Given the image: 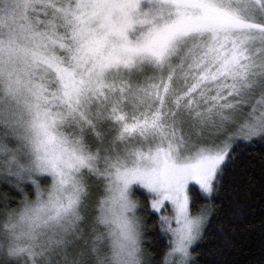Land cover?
<instances>
[{"label":"snow or ice","instance_id":"obj_1","mask_svg":"<svg viewBox=\"0 0 264 264\" xmlns=\"http://www.w3.org/2000/svg\"><path fill=\"white\" fill-rule=\"evenodd\" d=\"M254 142L264 0H0V181L35 188L0 222L6 261L145 264L142 192L161 264H193Z\"/></svg>","mask_w":264,"mask_h":264},{"label":"trees","instance_id":"obj_2","mask_svg":"<svg viewBox=\"0 0 264 264\" xmlns=\"http://www.w3.org/2000/svg\"><path fill=\"white\" fill-rule=\"evenodd\" d=\"M238 156L229 167L220 197L214 198L216 210L205 229L203 242L195 245L193 264H264V142L240 145ZM42 187L47 184L40 178ZM0 181V222L7 213L16 210L24 198L33 199L35 188L31 183ZM140 202L141 217L146 232L143 249L146 264H161L168 242L160 234L158 218L151 214L150 201L142 192L134 193ZM195 209L208 207L197 186H190ZM223 228V231L220 229ZM0 264H16L0 256Z\"/></svg>","mask_w":264,"mask_h":264},{"label":"rangeland","instance_id":"obj_3","mask_svg":"<svg viewBox=\"0 0 264 264\" xmlns=\"http://www.w3.org/2000/svg\"><path fill=\"white\" fill-rule=\"evenodd\" d=\"M9 143H10V146H11V147H15V142H14V141H10ZM41 178H42V177H41ZM39 179H40V178H39ZM50 183H51V180L49 179L48 182H47V184L44 185L43 187H42V185H41V187L46 189V188L48 187V184H50ZM134 199H136L135 195H134ZM136 200H137V199H136ZM137 202L140 204V202H139L138 200H137ZM141 207H142V206H141ZM205 207H207V205H204V206H203V208H205ZM149 209H150V207H149ZM168 214H171V213L169 212ZM138 215L141 217V212H139ZM141 219H142V217H141ZM143 250H144V249H143ZM143 258H144V261H145V264H146L145 254H144V257H143Z\"/></svg>","mask_w":264,"mask_h":264}]
</instances>
